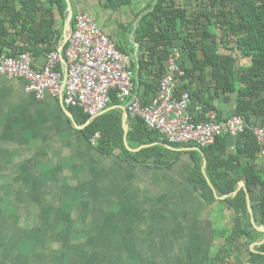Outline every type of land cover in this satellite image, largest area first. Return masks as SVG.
Returning a JSON list of instances; mask_svg holds the SVG:
<instances>
[{
	"label": "crops",
	"instance_id": "0c3cea01",
	"mask_svg": "<svg viewBox=\"0 0 264 264\" xmlns=\"http://www.w3.org/2000/svg\"><path fill=\"white\" fill-rule=\"evenodd\" d=\"M103 2L71 5L111 38ZM137 12L116 26L130 27ZM45 59L34 57V66ZM229 98L214 102L222 119L234 107ZM66 112L57 98L26 93L24 80L0 78V264H206L232 213L199 199L188 180L192 156L173 152L161 160L170 167L103 156ZM255 164L264 168V154Z\"/></svg>",
	"mask_w": 264,
	"mask_h": 264
},
{
	"label": "trees",
	"instance_id": "16d2710c",
	"mask_svg": "<svg viewBox=\"0 0 264 264\" xmlns=\"http://www.w3.org/2000/svg\"><path fill=\"white\" fill-rule=\"evenodd\" d=\"M133 4L134 0H104L102 8L118 11ZM66 18L65 0H0V55L30 52L34 58L57 51ZM130 26V52L122 39L115 45L120 52L135 55L129 70L133 94L141 106L155 96L168 57L176 48L184 73L177 79L176 94L188 93V114L195 122L208 121L210 112L222 120L214 102L234 95L228 117H241L245 131L237 137L222 135L203 148L192 143L170 144L127 113V146H144L130 152L123 142L121 103L114 91L106 107L110 110L91 122L80 108L66 110L82 127L87 141L99 134L94 147L103 156L119 153L135 163L155 161L165 167L173 163H164L162 158L173 152L192 156L194 166L188 180L199 199L206 206L217 203L232 213L229 226L215 231L221 244L206 264H264V236L251 224L247 208L248 195L254 223L264 230V168L255 164L264 146L252 133L253 127L264 123V0H150ZM191 148L199 151H186ZM240 183L244 187L232 195ZM223 196L228 197L218 199Z\"/></svg>",
	"mask_w": 264,
	"mask_h": 264
},
{
	"label": "built area",
	"instance_id": "2783aa9c",
	"mask_svg": "<svg viewBox=\"0 0 264 264\" xmlns=\"http://www.w3.org/2000/svg\"><path fill=\"white\" fill-rule=\"evenodd\" d=\"M65 45L64 52L47 54L40 68L34 66L30 52L14 57L0 55V78L22 79L26 93L37 100L46 95L60 99L66 109L80 108L89 117L88 122L106 109L109 93L114 91L132 118L142 120L148 129L170 144L192 143L203 148L214 144L222 135L237 137L245 131L244 120L239 116L218 120L217 114L210 112L208 121L195 122L188 114V93L176 94L177 79L184 74L176 48L168 57L155 96L143 107L133 94L129 70L135 55L120 52L91 14L75 13ZM60 63L64 65V73L56 69ZM252 133L256 142L264 146V123L253 127ZM98 139L97 133L89 140L90 145L94 147Z\"/></svg>",
	"mask_w": 264,
	"mask_h": 264
},
{
	"label": "water",
	"instance_id": "95a60500",
	"mask_svg": "<svg viewBox=\"0 0 264 264\" xmlns=\"http://www.w3.org/2000/svg\"><path fill=\"white\" fill-rule=\"evenodd\" d=\"M66 2V5H67V18L64 22V30H63V34H62V43L61 45L59 46L58 48V51L59 53H62L64 47H65V44L67 43V40H68V35H69V32H70V23H71V20H72V17H73V11H72V7H71V3L69 0H65ZM61 59L63 60V57L61 56ZM60 100V99H59ZM110 109H106L104 110L102 113L108 111ZM122 112H123V118H122V124H123V129H124V136H123V142H124V145L125 147L130 151V152H135V151H138L140 149H142L144 146L142 147H139L137 149H130L128 146H127V141H126V133H127V128H126V124H125V121H126V117H127V111L122 108ZM67 116L70 115L68 112H66ZM101 113V114H102ZM70 119H71V123L73 124V126L75 127V129H79V127L75 124L74 120L71 118V116H69ZM82 129V128H81ZM199 151L198 148H191V149H186V151ZM205 167V160L203 159V166H202V169H204ZM244 187V184L243 183H240L239 186L237 187L236 191L233 192L232 195H235L237 193V191H239L241 188ZM228 196H223V197H220L218 199L222 200V199H225L227 198ZM247 208H248V211H249V214H250V220H251V224L254 226V228L263 233V236H264V230L261 228H258L255 223H254V219H253V214L251 212V208H250V202H249V197L247 195ZM263 242H264V238H263ZM253 247V245H252Z\"/></svg>",
	"mask_w": 264,
	"mask_h": 264
},
{
	"label": "rangeland",
	"instance_id": "374dc122",
	"mask_svg": "<svg viewBox=\"0 0 264 264\" xmlns=\"http://www.w3.org/2000/svg\"><path fill=\"white\" fill-rule=\"evenodd\" d=\"M69 1L71 3V0H69ZM138 1L145 3V2H148L150 0H134V4L130 7H121L118 11L117 10L112 11V12L109 11V16H108L109 21L107 22V24H108V26H110V28L113 31V34L111 37L113 42L117 41L119 39V37L121 36L120 38L122 40H124L123 43L125 46H130V47L132 46V44H133L132 38H131L132 35L130 32L132 27L131 26L130 27H117L116 25L120 24V23H123L124 25L127 24V22L129 21V18H131V15H133V12H137L136 10L133 9V6L138 9L137 5H135V3ZM89 14H91V13H89ZM94 14H95L94 16H97L96 14H98V13H94ZM122 19H124V21ZM126 19H127V22H126ZM98 21L100 22L99 18H98ZM244 63H245V61H240V64H244Z\"/></svg>",
	"mask_w": 264,
	"mask_h": 264
}]
</instances>
